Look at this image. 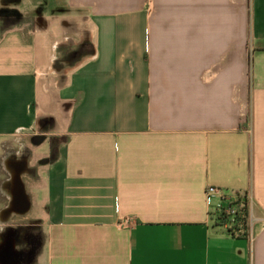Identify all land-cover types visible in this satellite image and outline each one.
Masks as SVG:
<instances>
[{
	"label": "crops",
	"instance_id": "0c3cea01",
	"mask_svg": "<svg viewBox=\"0 0 264 264\" xmlns=\"http://www.w3.org/2000/svg\"><path fill=\"white\" fill-rule=\"evenodd\" d=\"M34 1L0 37V264L17 232L19 264H264V0Z\"/></svg>",
	"mask_w": 264,
	"mask_h": 264
},
{
	"label": "rangeland",
	"instance_id": "374dc122",
	"mask_svg": "<svg viewBox=\"0 0 264 264\" xmlns=\"http://www.w3.org/2000/svg\"><path fill=\"white\" fill-rule=\"evenodd\" d=\"M50 1V0H49ZM35 17V1L34 0H0V37L2 34L11 28H17V27H30L33 25ZM38 139L35 140L37 143L41 141L42 138L34 137L33 138ZM39 142V143H40ZM17 147V146H16ZM37 155H40V153H36ZM16 219V220H15ZM15 224L11 222V225L18 226V219L15 218ZM252 220V216H251ZM6 225L2 224V221L0 222V249L2 245L4 244V236L5 232L9 231L6 227ZM21 229V228H17ZM15 231V229H12ZM23 233V232H22ZM29 233V232H26ZM19 232H17L16 239L19 238Z\"/></svg>",
	"mask_w": 264,
	"mask_h": 264
},
{
	"label": "trees",
	"instance_id": "16d2710c",
	"mask_svg": "<svg viewBox=\"0 0 264 264\" xmlns=\"http://www.w3.org/2000/svg\"><path fill=\"white\" fill-rule=\"evenodd\" d=\"M229 208L236 211L233 217L213 215L212 220L215 228L225 229V233L235 239H248L250 237L251 209L247 200H240L233 203Z\"/></svg>",
	"mask_w": 264,
	"mask_h": 264
},
{
	"label": "built area",
	"instance_id": "2783aa9c",
	"mask_svg": "<svg viewBox=\"0 0 264 264\" xmlns=\"http://www.w3.org/2000/svg\"><path fill=\"white\" fill-rule=\"evenodd\" d=\"M208 198L210 200L214 199V198H218L221 202H223V205H227V206H221L218 209V211L215 213V215H217V214L220 215L221 213L222 214L224 213L226 215V217H233L235 215L236 211L234 209L229 208V206L231 204H233V202H230L228 200V198L226 197L225 193L222 190L216 189L213 187L208 189ZM234 203H236V202H234ZM129 223H130V219H125L123 224L128 225ZM226 228H227V226L224 227V230Z\"/></svg>",
	"mask_w": 264,
	"mask_h": 264
},
{
	"label": "water",
	"instance_id": "95a60500",
	"mask_svg": "<svg viewBox=\"0 0 264 264\" xmlns=\"http://www.w3.org/2000/svg\"><path fill=\"white\" fill-rule=\"evenodd\" d=\"M10 243H11V244H10ZM9 244L11 245V250H12V249H13V246H15V238L12 237L11 241L9 240V242L7 243L6 248L9 246ZM6 248H4V250H2L3 252L1 253L2 260H3L4 263H6V260H7V259L5 258V255H6V254H5V249H6ZM1 249H2V248H1ZM12 252H13V251H10V252H9V253H11L10 256L12 255ZM14 255H15V253H13L12 257H13V258H16V260H17V262H16L15 264H19V262H18L19 255L17 254L18 257H15ZM7 256H9V254H7Z\"/></svg>",
	"mask_w": 264,
	"mask_h": 264
},
{
	"label": "flooded vegetation",
	"instance_id": "af4514ba",
	"mask_svg": "<svg viewBox=\"0 0 264 264\" xmlns=\"http://www.w3.org/2000/svg\"><path fill=\"white\" fill-rule=\"evenodd\" d=\"M5 238V243L3 244V245H7V243L9 242L8 241V238L5 236L4 237ZM22 239L21 238H18V240L16 241V244H17V246H18V254L22 257V256H24L26 253H27V251L25 250V248L22 246V241H21ZM3 245H2V247H3ZM1 247V248H2ZM1 250V249H0ZM24 258V257H23ZM19 263H21V261L19 262Z\"/></svg>",
	"mask_w": 264,
	"mask_h": 264
},
{
	"label": "bare ground",
	"instance_id": "6f19581e",
	"mask_svg": "<svg viewBox=\"0 0 264 264\" xmlns=\"http://www.w3.org/2000/svg\"><path fill=\"white\" fill-rule=\"evenodd\" d=\"M14 248V247H13Z\"/></svg>",
	"mask_w": 264,
	"mask_h": 264
}]
</instances>
